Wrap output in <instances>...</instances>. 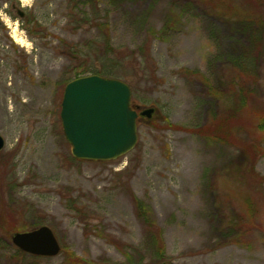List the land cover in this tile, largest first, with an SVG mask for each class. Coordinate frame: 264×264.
Wrapping results in <instances>:
<instances>
[{"label":"rangeland","instance_id":"obj_1","mask_svg":"<svg viewBox=\"0 0 264 264\" xmlns=\"http://www.w3.org/2000/svg\"><path fill=\"white\" fill-rule=\"evenodd\" d=\"M247 17L261 30L252 87L264 106V0H1L0 212L14 230L0 219V264L33 262L10 236L41 225L61 249L37 264H67L68 254L83 264H264V203L238 241L219 233L243 212L242 162L195 132L233 104L230 58ZM101 65L129 84L133 105L154 111L125 155L78 160L62 133L63 89ZM193 72L224 94L211 102ZM254 170L264 176V156ZM135 199L159 229L162 260L146 248Z\"/></svg>","mask_w":264,"mask_h":264},{"label":"trees","instance_id":"obj_2","mask_svg":"<svg viewBox=\"0 0 264 264\" xmlns=\"http://www.w3.org/2000/svg\"><path fill=\"white\" fill-rule=\"evenodd\" d=\"M239 21L243 26L245 40L239 42L240 50L237 55L230 58L232 69L225 91L228 97L232 98L233 104L220 110L211 118L209 124L205 122L195 130L196 133L206 139L234 147L236 153L231 156L230 160L234 163L239 162V166L242 162L239 167V185L246 191L242 193L243 196L240 198L243 212H239L236 221L226 223L225 228L218 229L220 234L232 241L238 240L230 237L245 235L254 227L255 217L260 213L259 209L264 203L262 194L264 176L258 175L254 170L258 158L264 156V147L261 144L264 141V106L258 104L259 102L253 103L255 95L252 87L256 82V64L260 56L261 30L256 27L257 23L252 18H242ZM86 70L88 71L87 68ZM112 73L113 71L105 65L96 66L90 71V74H98L104 77H113ZM193 73L204 83L206 87L205 97H210L211 102L218 100L219 94H224L205 75H200L198 72ZM206 102L207 100H205ZM245 119H249V122ZM238 131L239 139L236 136ZM241 133L243 135H240ZM133 202L136 215L145 229L146 248L155 259L161 258L162 260L164 248L161 245L159 229L155 227L146 207L137 199ZM0 219L5 224L4 230L8 236L14 230L12 229L14 223L9 221L1 212ZM30 256L33 258V262L30 264H37L36 259L39 256ZM66 259L67 264H83L84 262L82 259L74 257L73 254H68ZM166 264H171V262Z\"/></svg>","mask_w":264,"mask_h":264},{"label":"water","instance_id":"obj_3","mask_svg":"<svg viewBox=\"0 0 264 264\" xmlns=\"http://www.w3.org/2000/svg\"><path fill=\"white\" fill-rule=\"evenodd\" d=\"M15 13L19 18L24 16L18 7ZM135 108L131 106V89L125 81L98 74L68 81L60 103V121L73 157L83 161H110L131 151L137 142ZM153 111L154 108H143L140 114L150 117ZM3 146L0 135V151ZM10 240L18 250L34 256H55L61 249L47 225L14 232Z\"/></svg>","mask_w":264,"mask_h":264},{"label":"flooded vegetation","instance_id":"obj_4","mask_svg":"<svg viewBox=\"0 0 264 264\" xmlns=\"http://www.w3.org/2000/svg\"><path fill=\"white\" fill-rule=\"evenodd\" d=\"M0 2H1V0H0ZM10 7H11V9L14 11V13H15V12H16V8H17V6L14 5V4H11ZM23 17H24V16H23ZM0 24H1V21H0ZM131 106H132L133 108H135V105H133L132 103H131ZM135 109H136V112H137V121H138L139 119L143 118V117L148 118L147 116H145V115H141V114H140L141 111L143 110V108L138 107V108H135Z\"/></svg>","mask_w":264,"mask_h":264}]
</instances>
